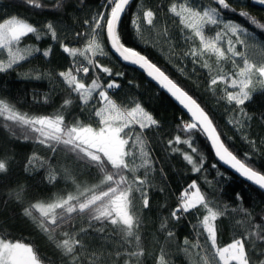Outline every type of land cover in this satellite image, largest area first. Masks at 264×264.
Instances as JSON below:
<instances>
[{"label":"snow or ice","instance_id":"1","mask_svg":"<svg viewBox=\"0 0 264 264\" xmlns=\"http://www.w3.org/2000/svg\"><path fill=\"white\" fill-rule=\"evenodd\" d=\"M22 2L36 9L46 7L39 0ZM238 2L245 5V0ZM66 4L67 0H55L53 8L63 11ZM80 4L83 5L84 0H80ZM251 4L264 8V0H251ZM131 5L132 0H102L99 10L90 11L77 23L81 30L63 28L54 21L34 26L18 14H8L0 20V73L14 71L34 54L41 53L39 47L23 44L30 35L36 41L50 36L71 58V66L56 74L68 95L53 114H30L0 97V128L11 138L39 145L52 154L38 156L33 152L24 164V171L43 169L48 184L55 186L64 182L59 193L41 198L12 178L11 159L0 158V211L11 208L17 219L31 221L53 250V255H45L34 242L17 239L0 226V264H109L110 261L111 264H144L147 258L141 245L143 222L136 201L139 200L144 209L150 207L149 191L157 169L148 133L159 129L160 123L135 98L127 101L114 98L113 90L120 88L115 77H122L124 73H113L101 63L99 58L102 57L115 55L139 67L186 110L190 119L176 126L183 138L176 134L167 139L165 150L172 155L180 154L191 166V172L201 173L205 164L203 153L193 142L200 134L219 162L264 191V171L252 162L257 141L247 135L252 115L245 107L255 92L264 91V41L255 30L242 26L227 13L243 18L261 32H264V22L248 11L237 12L231 0H178L170 2L166 11L159 5L156 10L147 7L134 14L131 21L136 38L144 41L141 21L155 31L159 12L165 11L166 16L174 17L172 24L178 29L179 38L164 27L154 40L168 45L170 54L180 63L190 61L193 73L197 66L207 69L206 91L215 95L217 86H223L217 102L224 101L228 105L225 111L232 114L228 123L236 131H243L242 139L254 149L240 158L226 145L210 113L189 90L148 56L123 42L120 25ZM72 43H83V47L70 46ZM253 52L258 53V59L251 55ZM51 53L50 45L42 51V56L48 58ZM213 57L218 69L216 74L209 63ZM226 63L231 65L227 72ZM176 67L181 75L185 74L184 67L179 64ZM97 70L112 79L102 83ZM90 71L97 74L90 83H85ZM25 75L26 78L53 79L52 73ZM194 83L199 86L198 82ZM50 100L51 97L45 95L42 102ZM76 108L80 114H75ZM85 113L87 118L81 119ZM260 143L264 144V138ZM58 156L61 159L55 160ZM52 160L55 164L50 162ZM212 167L217 168V165L214 163ZM159 173L164 177L162 167ZM158 190L164 192L163 187ZM236 200L237 207L217 203L192 180L182 188L169 216L162 218L160 232L166 241L175 239V225L170 222L179 223L194 214L196 222L189 221L193 238L184 237L182 244L176 246L188 264H264V215L257 220L249 209L240 206L239 193ZM237 212L243 214L234 223L238 231L230 242L221 245L217 220ZM92 240L96 241V246ZM170 257L161 246L159 255L153 254V264H172Z\"/></svg>","mask_w":264,"mask_h":264},{"label":"trees","instance_id":"2","mask_svg":"<svg viewBox=\"0 0 264 264\" xmlns=\"http://www.w3.org/2000/svg\"><path fill=\"white\" fill-rule=\"evenodd\" d=\"M39 2L46 5V7L36 9L25 5L22 0H0V20L8 14H18L20 17L27 18L34 26H38L44 21H54L63 28L81 30L80 27H77V23L82 22L90 11L99 10L102 0H84L83 5L80 4V0H67L63 11H56L53 8L55 0H39ZM170 2H178V0H132V5L123 16L120 25L123 42L148 56L159 67L166 70V73L171 78L180 83L186 90H189L190 94L194 95L198 102L210 113L218 126V131L222 133V139L226 145L240 158H243L245 152L251 153L254 149L250 148L249 144L242 139L244 132L236 131L233 125L228 123V120L232 119V114L225 111L228 105L224 101L217 102V98L220 95L219 90L223 86H217L215 95L206 91L207 69L197 66L196 72L193 73V65L190 61L184 60L183 63H180L176 57L170 54L168 45L154 40L156 34L164 27L168 28L172 36L179 38L178 29L172 24L174 17H171L170 14L167 16L165 14ZM231 3L233 7L237 8V12L240 10L248 11L261 22H264V8L252 5L251 0H245V5L243 6L239 4L238 0H231ZM158 5L164 7L165 11L159 12L155 31L141 21L140 27L144 41L138 40L131 24L134 14L146 10L147 7H152L153 10H156ZM227 16L232 17L236 22L241 23L242 26L255 30L258 38L264 41V32L253 29L243 18L233 13H227ZM23 44L34 45L42 51L51 45L52 53L48 58H44L41 51V53L34 54L28 61L16 66L14 71L10 70L6 73H0V97L15 103L19 110L30 114H53L59 108L63 98L68 95L65 86L56 74L59 71H66L71 66V58L62 52L59 43L53 42L50 36H45L40 41H36L34 36L30 35L24 39ZM70 46L83 47V43L78 45L72 43ZM251 55L254 58H259L258 53L253 52ZM99 59L104 66L111 68L113 73H124L122 77H115L120 84V88L113 90L115 93L114 98L118 99V101H127L135 98L160 123L159 129H152L148 133L157 169L152 175L153 187L149 191L150 207L144 209L141 202L139 200L136 201V209L143 222L140 235L141 245L147 257L144 259V264H153V254L159 255L161 246L171 254L172 264H188L184 254L178 252L176 246L177 244H182L184 237L193 238L189 221L192 223L196 222L194 214H189L187 220L181 219L179 223L170 222L175 225L176 238L173 240L166 241L163 238L164 234L160 232V223L162 218L168 217L170 210L177 205V196L182 188L192 180H196L201 189L206 191L217 203L227 204L230 207H237L238 205L236 200L237 193L232 194L229 189V183L236 181L243 187L244 194L249 200L248 204H245L242 195H240L242 197V205L240 206L249 209L257 220H259L261 215H264V193L225 170L216 161L208 142L202 135L197 134L193 141L205 157V164L201 173L191 172V166L182 160L180 154L172 155L169 151H166L165 142L167 139L174 137L176 134H181L183 138V133H178L176 126L182 120L188 121L187 115L167 95L144 77L142 73L126 66L117 56L110 55ZM209 63L212 65L213 74H216L218 69L215 65V58L213 57L209 60ZM177 64L185 68L184 75H181L177 70ZM224 70L225 72L231 70L230 63L224 64ZM29 73L33 76L52 73L53 79L50 80L47 77L41 79L26 78L25 74ZM97 73L102 83L112 79V77H108L98 70ZM97 73L90 71L89 76L85 77V83H90L91 78ZM194 81L198 82L199 86ZM62 89L64 90L62 91ZM45 95L51 97L49 103L42 102ZM245 107L252 115L250 127L246 129L247 135L250 139L257 141L256 155L253 157L252 162L256 164L259 170L264 171V144L260 143V140L264 138V119H262L264 117V91L255 92L252 100L247 102ZM74 112L75 114H80L79 108L74 109ZM86 118V113L81 115V119ZM180 147L190 151L185 145H180ZM33 152L38 156L50 157L52 155L39 145L11 138L4 129L0 128V158L7 157L13 161L12 178L21 181L31 194L38 195L41 198L59 193L64 188L63 181L53 186L45 181L43 169L27 173L24 171V164ZM59 159H61L59 156L55 158V160ZM55 160L50 162L55 164ZM214 163L217 168L212 167ZM161 167L165 174L164 177H161L159 173ZM219 173H223V176ZM160 187L164 188V192L158 190ZM242 215V213L238 212L231 213L217 220L219 229L218 241L221 245L233 239L238 231V229H234L235 220L241 219ZM0 226L5 227L17 239L23 238L25 241L34 242L41 253L53 255L52 246L46 237L34 229L31 221L17 219L11 208L0 211ZM92 243L93 246H96L95 240H92ZM104 243L109 244L111 241H104ZM109 251H112V249H109ZM109 264H111V261Z\"/></svg>","mask_w":264,"mask_h":264},{"label":"water","instance_id":"3","mask_svg":"<svg viewBox=\"0 0 264 264\" xmlns=\"http://www.w3.org/2000/svg\"><path fill=\"white\" fill-rule=\"evenodd\" d=\"M121 60V59H120ZM122 61V60H121ZM123 62V61H122ZM126 66H128V67H132V68H134V69H136L137 71H139L140 73H142L143 75H144V77H146L150 82H152L157 88H159V86L154 82V81H152L151 80V78H149V77H147L146 76V74L144 73V71L143 70H141L139 67H137V66H134V65H131V64H128V63H126V62H123ZM160 89V88H159ZM165 95H167L170 99H171V101L180 109V110H182L185 114H186V110H183L182 109V106H180L179 104H178V102L177 101H175L174 100V98H172L169 94H167L164 90H162V89H160ZM187 115V117L190 119V117H189V115L188 114H186ZM209 144V143H208ZM209 147H210V149H211V146H210V144H209ZM211 151H212V153H213V156L215 157V155H214V152H213V150L211 149ZM215 159H216V161L223 167V168H225L226 170H228L230 173H232L235 177H237L239 180H241V181H243V182H245V183H247V184H249V185H251V186H253V187H255L256 189H258L259 191H261V192H263L264 193V191H262V190H260L257 186H255V185H253L251 182H249V181H247L245 178H243V177H241L238 173H236L233 169H231L230 167H228L227 165H224L222 162H219L218 161V159L215 157Z\"/></svg>","mask_w":264,"mask_h":264},{"label":"rangeland","instance_id":"4","mask_svg":"<svg viewBox=\"0 0 264 264\" xmlns=\"http://www.w3.org/2000/svg\"><path fill=\"white\" fill-rule=\"evenodd\" d=\"M229 189H230V192L232 194L239 193L240 195H242L244 203L248 204L249 200L245 196L244 191H243V187L239 183H237L235 181H231L229 183Z\"/></svg>","mask_w":264,"mask_h":264},{"label":"bare ground","instance_id":"5","mask_svg":"<svg viewBox=\"0 0 264 264\" xmlns=\"http://www.w3.org/2000/svg\"><path fill=\"white\" fill-rule=\"evenodd\" d=\"M209 145V144H208ZM225 169V168H224ZM226 170V169H225ZM228 171V170H227ZM232 174V173H231ZM236 182V181H235Z\"/></svg>","mask_w":264,"mask_h":264}]
</instances>
